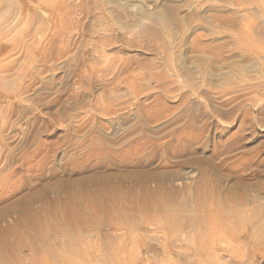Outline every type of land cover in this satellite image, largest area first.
I'll return each mask as SVG.
<instances>
[{"label": "rangeland", "instance_id": "obj_1", "mask_svg": "<svg viewBox=\"0 0 264 264\" xmlns=\"http://www.w3.org/2000/svg\"><path fill=\"white\" fill-rule=\"evenodd\" d=\"M264 0H0V264H264Z\"/></svg>", "mask_w": 264, "mask_h": 264}, {"label": "bare ground", "instance_id": "obj_2", "mask_svg": "<svg viewBox=\"0 0 264 264\" xmlns=\"http://www.w3.org/2000/svg\"><path fill=\"white\" fill-rule=\"evenodd\" d=\"M263 259H264V256H263Z\"/></svg>", "mask_w": 264, "mask_h": 264}]
</instances>
